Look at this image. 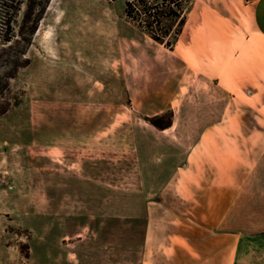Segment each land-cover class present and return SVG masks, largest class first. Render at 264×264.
Returning a JSON list of instances; mask_svg holds the SVG:
<instances>
[{
	"label": "rangeland",
	"instance_id": "obj_1",
	"mask_svg": "<svg viewBox=\"0 0 264 264\" xmlns=\"http://www.w3.org/2000/svg\"><path fill=\"white\" fill-rule=\"evenodd\" d=\"M206 1L235 17L223 0H185L187 22ZM18 24L16 35L0 42V264H140L146 199L134 196L133 149L139 145L150 164L153 149L167 148L153 140L189 136L158 133L150 120L171 121L164 108L117 117L138 129L139 144L126 128L120 141L73 140L97 148L68 149L60 101L139 95L138 86L118 85L120 67L134 85L150 76L152 54L162 58L175 41L168 47L151 39L124 14V0H48L32 32L17 35ZM165 102L149 87L139 108ZM199 117L180 114L175 124L192 127ZM172 162L166 155L161 166ZM154 188L150 182L140 194Z\"/></svg>",
	"mask_w": 264,
	"mask_h": 264
},
{
	"label": "crops",
	"instance_id": "obj_2",
	"mask_svg": "<svg viewBox=\"0 0 264 264\" xmlns=\"http://www.w3.org/2000/svg\"><path fill=\"white\" fill-rule=\"evenodd\" d=\"M223 2L235 17L218 3L199 5L168 53L152 54L148 78L133 85L120 67L118 85L138 86L139 95L60 101L59 126L72 141L110 144L130 128L139 144L138 129L117 117L164 108L172 118L158 133L189 136L153 140L167 148L153 149L150 164L139 145L133 149L134 196L146 199L140 264H264V0ZM149 87L166 102L143 111L140 96ZM180 114L200 117L181 127ZM74 141L68 149L97 148ZM166 155L173 162L163 167ZM150 182L154 190L140 194Z\"/></svg>",
	"mask_w": 264,
	"mask_h": 264
},
{
	"label": "trees",
	"instance_id": "obj_3",
	"mask_svg": "<svg viewBox=\"0 0 264 264\" xmlns=\"http://www.w3.org/2000/svg\"><path fill=\"white\" fill-rule=\"evenodd\" d=\"M185 0H124V14L142 29L151 39L170 47L181 31L185 20L182 4ZM48 0H0V42H7L16 35L32 32ZM151 123L163 128V124L151 119Z\"/></svg>",
	"mask_w": 264,
	"mask_h": 264
}]
</instances>
